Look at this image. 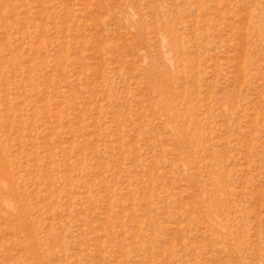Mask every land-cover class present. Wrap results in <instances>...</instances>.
<instances>
[{"label":"rangeland","instance_id":"obj_1","mask_svg":"<svg viewBox=\"0 0 264 264\" xmlns=\"http://www.w3.org/2000/svg\"><path fill=\"white\" fill-rule=\"evenodd\" d=\"M0 264H264V0H0Z\"/></svg>","mask_w":264,"mask_h":264}]
</instances>
